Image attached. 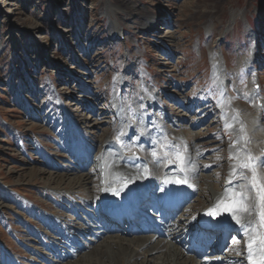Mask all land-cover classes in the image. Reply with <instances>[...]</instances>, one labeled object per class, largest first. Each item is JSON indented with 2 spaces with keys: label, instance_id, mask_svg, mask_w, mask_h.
I'll list each match as a JSON object with an SVG mask.
<instances>
[{
  "label": "rangeland",
  "instance_id": "rangeland-1",
  "mask_svg": "<svg viewBox=\"0 0 264 264\" xmlns=\"http://www.w3.org/2000/svg\"><path fill=\"white\" fill-rule=\"evenodd\" d=\"M237 109L252 124L247 134L259 136L264 0H0V264L70 261L61 253L65 238L51 239L49 214L67 217L65 232L75 223L71 216L88 211L89 205L70 213V200L54 190L75 179H56L63 169H93L75 158L80 141L96 147L116 126L117 137L134 123L161 120L149 135L197 134L199 161L217 157L198 175H213L219 186L232 161L227 151L240 140L241 131L225 125ZM89 191L80 195L92 210L97 200ZM198 209L189 213L192 229ZM229 235L216 253L221 240L210 237L200 258L245 245L234 227Z\"/></svg>",
  "mask_w": 264,
  "mask_h": 264
},
{
  "label": "bare ground",
  "instance_id": "bare-ground-1",
  "mask_svg": "<svg viewBox=\"0 0 264 264\" xmlns=\"http://www.w3.org/2000/svg\"><path fill=\"white\" fill-rule=\"evenodd\" d=\"M218 77H220V84H223L220 71H218ZM221 87L223 86L221 85ZM148 100L152 101L153 104L157 102L153 96H149ZM225 102L224 100L220 103L221 112L227 108ZM256 115L258 116V113ZM230 116L231 121L229 119L225 125H231L228 129L236 126L241 132L240 140L232 144L231 149L227 152L230 156H238V159H232L230 166H226L227 176L222 179L219 186L214 184L213 175H198L203 168L202 172L211 165L212 159L217 157L214 156L207 163L199 161L201 157L197 151L198 146L194 142L197 134L193 136L184 135L181 132L166 129L160 135H149L152 129L157 130L162 127L163 122L161 120L155 122L153 126H146L143 122L134 123L133 126L124 124L129 127H125L124 132L121 133L123 135H119H121L123 145L126 147L116 140V129L121 128V125L116 126L108 137L100 141L96 147L92 145L89 147L88 143L80 141L75 158L84 164L86 162L91 163L93 169L81 172L85 170L84 167L79 168L71 165L63 169L64 172L60 174L61 177H56L62 182V179L74 176L75 179H70L66 185L69 188H56L54 189L56 192L51 190L53 193L55 192L56 196H59L57 193L67 196L71 205L66 208L70 213H74L75 210L78 211V206L86 207L89 205V208H86L88 211H84L85 216H81L79 213L75 214L79 218L74 219L76 216H71V221H75V223L69 222L73 226L68 228L65 226V232L62 229L67 217L49 214L53 222L51 227L53 238L51 239L56 236V243L57 240L63 238H65L64 241H67L64 251H59L63 256H66V260L70 259L66 264H247L245 245L241 248L235 244L234 251L231 254H225L224 257H216V255L212 258L202 259L198 251L195 250L199 246H208L210 237L219 239L222 234L221 231H225L231 226L235 228L237 238L245 244L247 238L243 235L240 225L232 220L230 213L222 212L219 215V220L211 224L210 230L206 233L202 230L199 231L196 229L197 227L194 229L192 226L190 227L193 217L189 215L190 211H193L198 204L199 209L194 215L197 226L202 219L201 214L212 209L223 195L224 188L229 187L227 181L233 167L243 161L248 154L264 159V131L259 136L247 134L251 123L239 109H237L236 116H232L231 113ZM120 121L122 123L123 118ZM98 124L99 122H96L92 126L95 127ZM132 132H134L135 137L130 139L129 136ZM185 147L187 148L185 153L187 163L184 166L185 171L180 172L175 163L169 164L167 160L171 158V153L175 149L183 151ZM127 148H132L136 152V158H131V152H128ZM153 150L158 152L159 162L154 161L151 155ZM165 152L169 153L168 157L164 156ZM145 168L147 171L144 170ZM259 171L261 178L264 179V171L261 169ZM242 172L248 174L247 170L236 167V178L232 180L233 185L238 186L245 183L239 178ZM50 178L52 176H48V179ZM175 178L186 181L187 190L175 192L166 189V181L173 183ZM89 186L92 200H97V206L92 210H90L91 201L85 200L89 197L84 199L80 195L81 190L87 189ZM73 190L76 192L74 193ZM250 194L253 197L256 195L255 191ZM122 197L128 198L131 202V208L128 210L129 223H125V227L113 225L107 219L110 214L108 208L120 205ZM199 197L203 200L200 201ZM180 213L181 216H179ZM187 216L190 218H186ZM140 219L144 220L141 227ZM150 222L153 223V227L150 226ZM155 227H157L156 230ZM121 228L123 231H119ZM114 231L116 234L119 232L120 234L115 235ZM150 232L155 233L154 237L146 236ZM78 235L84 238L93 237L95 240L89 239L87 243H84L82 238L77 237ZM209 235L210 237H208ZM184 244H189L188 248L184 247ZM220 249L221 247H216L215 253ZM79 250L83 252L80 253ZM88 251L91 252L90 255ZM213 254L214 252L210 255ZM54 263L63 264V261L59 262L57 258Z\"/></svg>",
  "mask_w": 264,
  "mask_h": 264
},
{
  "label": "snow or ice",
  "instance_id": "snow-or-ice-1",
  "mask_svg": "<svg viewBox=\"0 0 264 264\" xmlns=\"http://www.w3.org/2000/svg\"><path fill=\"white\" fill-rule=\"evenodd\" d=\"M226 127L230 128L231 125H226ZM121 135H118L116 140L123 145ZM123 146L126 147V145ZM127 151L131 152V158H136V152L132 148H127ZM186 152V147L183 151L175 149L167 163H175L178 170L184 172V166L187 163ZM151 155L154 161L159 162L156 150H153ZM164 156L168 157L169 153L165 152ZM230 159H238V156H230ZM236 167L245 169L248 173H240L239 178L245 183L238 186L232 184V180L236 178ZM236 167L232 168L230 178L227 181L229 187L224 188L223 195L206 214L216 217L222 212L230 213L232 220L240 225L243 235L247 238L245 242L247 264H264V179L261 178L259 171L264 168V159L248 154ZM144 170L147 171V168ZM175 182L186 183V181L181 180ZM252 191H255V197L251 196ZM236 242L239 243V241ZM237 254L239 255V253Z\"/></svg>",
  "mask_w": 264,
  "mask_h": 264
}]
</instances>
